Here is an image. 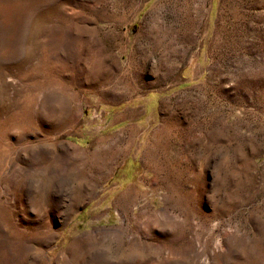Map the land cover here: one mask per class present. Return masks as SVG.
Segmentation results:
<instances>
[{"label":"rangeland","instance_id":"rangeland-1","mask_svg":"<svg viewBox=\"0 0 264 264\" xmlns=\"http://www.w3.org/2000/svg\"><path fill=\"white\" fill-rule=\"evenodd\" d=\"M0 264H264V0H0Z\"/></svg>","mask_w":264,"mask_h":264}]
</instances>
